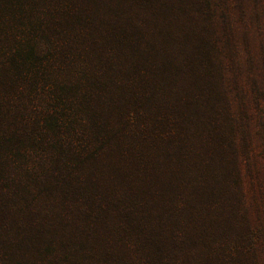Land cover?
Returning <instances> with one entry per match:
<instances>
[{
  "label": "trees",
  "instance_id": "trees-1",
  "mask_svg": "<svg viewBox=\"0 0 264 264\" xmlns=\"http://www.w3.org/2000/svg\"><path fill=\"white\" fill-rule=\"evenodd\" d=\"M224 32L212 0H0V264H260Z\"/></svg>",
  "mask_w": 264,
  "mask_h": 264
},
{
  "label": "rangeland",
  "instance_id": "rangeland-1",
  "mask_svg": "<svg viewBox=\"0 0 264 264\" xmlns=\"http://www.w3.org/2000/svg\"><path fill=\"white\" fill-rule=\"evenodd\" d=\"M212 3L222 42L226 27L232 41L230 47L225 46L229 92L241 126L239 147L246 206L241 227L256 231L257 255L264 264V0Z\"/></svg>",
  "mask_w": 264,
  "mask_h": 264
}]
</instances>
